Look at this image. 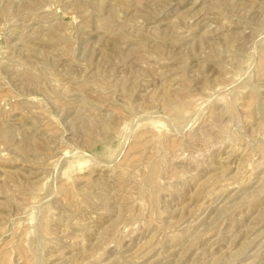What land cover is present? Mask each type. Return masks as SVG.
I'll use <instances>...</instances> for the list:
<instances>
[{"label": "rangeland", "instance_id": "rangeland-1", "mask_svg": "<svg viewBox=\"0 0 264 264\" xmlns=\"http://www.w3.org/2000/svg\"><path fill=\"white\" fill-rule=\"evenodd\" d=\"M0 264H264V0H0Z\"/></svg>", "mask_w": 264, "mask_h": 264}]
</instances>
